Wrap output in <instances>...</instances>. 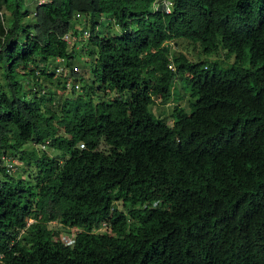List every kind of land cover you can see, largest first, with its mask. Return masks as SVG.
Returning a JSON list of instances; mask_svg holds the SVG:
<instances>
[{"label": "trees", "instance_id": "obj_1", "mask_svg": "<svg viewBox=\"0 0 264 264\" xmlns=\"http://www.w3.org/2000/svg\"><path fill=\"white\" fill-rule=\"evenodd\" d=\"M35 3L0 0V264H264V0Z\"/></svg>", "mask_w": 264, "mask_h": 264}, {"label": "rangeland", "instance_id": "obj_2", "mask_svg": "<svg viewBox=\"0 0 264 264\" xmlns=\"http://www.w3.org/2000/svg\"><path fill=\"white\" fill-rule=\"evenodd\" d=\"M43 0H41L42 2ZM27 5L30 9V11L32 12L36 6L35 0H26ZM4 12V10H2ZM84 21H81L77 24L76 29L77 31H81L82 29H84L82 23ZM100 29L104 28V25H100L99 26ZM89 31V30H88ZM83 31H81L82 33ZM111 33L112 34H117L120 35L122 33L121 28H113L111 29ZM85 40L80 37L78 40H74L72 46V50L75 52V60H73V65L72 67H68L67 65V73H65V75H62V77H71V68L75 69L76 73H79L81 76H83L85 79H87L88 81H90V79L92 78V73L91 70H89V68L86 66V62L89 60V57L86 56V54L83 51V46ZM172 46V52L176 55L182 53L185 54L188 57V60L192 61V62H197L199 59H201L202 61H207V62H212V61H228V62H234V57L230 58V59H226V52L221 51L219 55L217 56H208V55H202V49L200 47L199 44H194L192 42H189L187 40H181L178 43L171 44ZM57 63H55L56 65ZM80 84V83H79ZM77 84V85H79ZM49 85L48 83H45V86ZM76 85V84H75ZM81 85V84H80ZM26 89H28V87H25ZM25 90V89H23ZM76 91V90H75ZM80 90H77L76 92L79 93ZM175 92H178L180 95V99L179 101L177 100H173V102L171 103H167L164 104L163 101L161 99H156V104L152 107V111L153 113L157 116V117H161L164 119H166L165 121L169 124L172 125L173 124V119L170 116L172 114V110L175 106V104H177V102H180V105L182 107H185L188 109V102H189V94L185 93V91L183 90V82L178 79L177 83H176V89ZM74 93V92H72ZM72 93H69L68 96L72 95ZM109 96L111 98H115L117 95L116 94H109ZM178 96V95H177ZM127 97V96H126ZM177 101V102H176ZM29 146V145H28ZM49 153L53 154L54 152L49 151ZM14 162H17L14 166L15 170H13V175H23L24 177L28 176V172L27 170L24 171L23 170V165L17 161L14 160ZM120 206L122 207V205L120 204ZM49 227L51 229H59L62 231V238L66 239L68 237V234L65 233L63 227L57 223H52L49 225ZM106 229V227H104L102 230H100L99 232H104ZM71 234L74 235L77 233V229H71Z\"/></svg>", "mask_w": 264, "mask_h": 264}, {"label": "built area", "instance_id": "obj_3", "mask_svg": "<svg viewBox=\"0 0 264 264\" xmlns=\"http://www.w3.org/2000/svg\"><path fill=\"white\" fill-rule=\"evenodd\" d=\"M48 0H43L42 2H41V0H38V4L39 5H42V4H44V3H46ZM167 5H169V8H168V10H167V12L168 13H170V6H171V3L169 2V3H167ZM0 16L2 17V13L0 12ZM81 16L80 15H77V18H80ZM82 31V30H81ZM90 31H88V30H86L85 32H84V34H83V39L84 40H88L89 38H90ZM78 39V37H76V36H74L72 33H69V34H67L65 37H64V41H66V42H68V45L70 46V48H72V44H73V41L74 40H77ZM58 61V63L60 64V66L58 67V68H56V70H55V72H56V74L57 75H61V74H64L65 73V71H66V62L65 63H63L64 61H63V59H58L57 60ZM62 63V64H61ZM67 89L68 90H72L73 89V85H72V83H69L68 84V86H67ZM76 89L78 90L79 89V87L78 86H76ZM85 146L83 145V144H81V148H84ZM14 163V162H13ZM8 165V169H9V171H13V170H15V168H14V164L12 165V163H9V164H7ZM104 227H106V225L104 224V226H103V228ZM102 228V229H103ZM107 229V228H106ZM106 229H104V230H106ZM75 235V234H74ZM74 235H68V237L66 238V239H63V238H61L62 239V241L63 242H65L66 244H68V245H72L73 243H74V240L72 239V236H74ZM61 237H62V235H61ZM2 257H1V255H0V259H1Z\"/></svg>", "mask_w": 264, "mask_h": 264}, {"label": "clouds", "instance_id": "obj_4", "mask_svg": "<svg viewBox=\"0 0 264 264\" xmlns=\"http://www.w3.org/2000/svg\"><path fill=\"white\" fill-rule=\"evenodd\" d=\"M67 65V64H66ZM65 65V66H66ZM65 73H67V66H66V71H65ZM62 75V74H61ZM60 76V75H59ZM71 83V82H70ZM73 85V84H72ZM77 86V85H76ZM76 86H73V89L72 90H68V92L69 93H71V92H73L74 91V89L77 91V89H76ZM79 90V89H78ZM80 148H81V145H80ZM85 148V147H84ZM81 149H83V148H81ZM78 231V230H77ZM72 235V234H71Z\"/></svg>", "mask_w": 264, "mask_h": 264}]
</instances>
